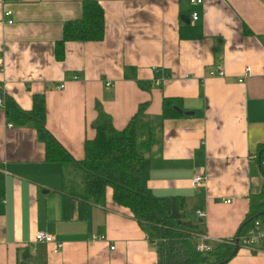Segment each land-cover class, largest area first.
Instances as JSON below:
<instances>
[{"label": "crops", "instance_id": "crops-1", "mask_svg": "<svg viewBox=\"0 0 264 264\" xmlns=\"http://www.w3.org/2000/svg\"><path fill=\"white\" fill-rule=\"evenodd\" d=\"M84 1L0 0L2 91L22 110L43 95L45 127L75 161L95 135L97 107L121 130L140 105L156 121L162 98H179L193 115L162 123L140 165L144 187L182 197L186 220L209 238L234 237L264 183L254 159L264 144V0H93L104 12L103 39L67 42L57 60L63 25L81 17ZM197 172L206 186L192 185ZM76 175L74 165L45 161L33 124L16 126L0 109V264H156V245L111 188L103 204L69 195ZM39 230L62 249L36 243ZM227 264H264V250L239 248Z\"/></svg>", "mask_w": 264, "mask_h": 264}, {"label": "trees", "instance_id": "trees-1", "mask_svg": "<svg viewBox=\"0 0 264 264\" xmlns=\"http://www.w3.org/2000/svg\"><path fill=\"white\" fill-rule=\"evenodd\" d=\"M244 33L249 34L247 30ZM103 36V9L96 1L85 0L81 17L63 25L62 38L55 44V58L63 59L67 42H98ZM0 101L9 122L16 126L34 125L37 139L45 148L46 162L74 165L80 171L77 185L72 187L75 189L69 190L70 196L103 204L107 188L112 189L114 203L127 208L149 241L156 245L159 257L156 264H227L234 257L235 246L225 243L216 245L206 254L196 252L194 238L203 231L201 224L186 220L184 199L156 197L144 187L140 165L158 143L162 123L184 117L179 98L163 97L161 114L156 121L143 117L144 105H140L121 130H116L111 118L97 107L95 135L85 141L84 157L80 161H75L46 129L43 95L33 96L32 108L22 110L5 95L0 85ZM254 155L264 182V144L257 147ZM251 197L250 212L236 235L255 219L264 220V183Z\"/></svg>", "mask_w": 264, "mask_h": 264}, {"label": "built area", "instance_id": "built-area-1", "mask_svg": "<svg viewBox=\"0 0 264 264\" xmlns=\"http://www.w3.org/2000/svg\"><path fill=\"white\" fill-rule=\"evenodd\" d=\"M202 0H189L191 6H197L202 4ZM1 6L4 5L3 3L0 4ZM3 17L7 24H13V12L10 9L3 10ZM190 20L192 22H196L198 20V13L196 11H192L190 14ZM218 76H223V72L218 70ZM250 75V68L246 67L243 77L239 78L238 82L242 83L243 79L246 76ZM77 77L74 76L72 80H76ZM110 86L109 83L106 84V87ZM57 88L63 89L64 84H60ZM0 109H3V103L0 101ZM9 128L12 125H8ZM255 159V158H254ZM206 176L203 173H195L192 178V185L197 188L201 186H206ZM231 200H225L224 203L229 204ZM196 218L203 220L206 217V214L202 211L195 212ZM105 240V236L101 235H91L89 241H103ZM237 240V243H236ZM35 242L40 244H53L54 245V253H58L61 249L63 244L56 241L54 236L46 231L39 230L35 234ZM195 242V250L198 253H208L210 252L216 245L218 244H227L231 246H238L239 248H245L251 251H259L264 250V220L262 219H255L248 227H246L243 232L239 235H235L229 239H212L209 238L204 232L196 234L194 238ZM114 247H111L113 250Z\"/></svg>", "mask_w": 264, "mask_h": 264}, {"label": "water", "instance_id": "water-1", "mask_svg": "<svg viewBox=\"0 0 264 264\" xmlns=\"http://www.w3.org/2000/svg\"><path fill=\"white\" fill-rule=\"evenodd\" d=\"M182 21H185L186 23H189V20L186 19L185 17H182ZM177 110H178V109H177ZM184 115H186V116H191V115H193V113H192V112H184ZM236 243H237V240H236ZM238 249H239V247L236 245V246H235V249H234V251H233V254H235V253L237 252Z\"/></svg>", "mask_w": 264, "mask_h": 264}, {"label": "rangeland", "instance_id": "rangeland-1", "mask_svg": "<svg viewBox=\"0 0 264 264\" xmlns=\"http://www.w3.org/2000/svg\"><path fill=\"white\" fill-rule=\"evenodd\" d=\"M75 179H77V180L79 179V178H78V175H76ZM71 189H75V188H72V186H70V190H71Z\"/></svg>", "mask_w": 264, "mask_h": 264}]
</instances>
